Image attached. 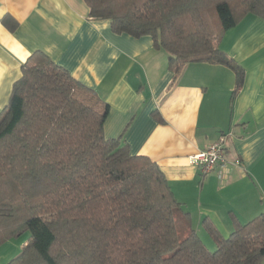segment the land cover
<instances>
[{
	"label": "trees",
	"instance_id": "1",
	"mask_svg": "<svg viewBox=\"0 0 264 264\" xmlns=\"http://www.w3.org/2000/svg\"><path fill=\"white\" fill-rule=\"evenodd\" d=\"M114 33L150 36L168 66L215 60L264 0H84ZM109 105L41 51L21 65L0 112V246L30 236L5 264H263L264 211L232 219L224 237L207 219L210 251L160 167L106 137Z\"/></svg>",
	"mask_w": 264,
	"mask_h": 264
},
{
	"label": "crops",
	"instance_id": "2",
	"mask_svg": "<svg viewBox=\"0 0 264 264\" xmlns=\"http://www.w3.org/2000/svg\"><path fill=\"white\" fill-rule=\"evenodd\" d=\"M219 47L238 70L215 60L171 69L150 36L114 33L108 19L89 17L84 0H0V112L21 65L43 52L109 105L105 136L160 167L211 247L203 219L227 237L233 218L245 223L264 211V20L246 15ZM221 137L223 177L202 173L189 157ZM19 239L0 246V264L20 251Z\"/></svg>",
	"mask_w": 264,
	"mask_h": 264
},
{
	"label": "built area",
	"instance_id": "3",
	"mask_svg": "<svg viewBox=\"0 0 264 264\" xmlns=\"http://www.w3.org/2000/svg\"><path fill=\"white\" fill-rule=\"evenodd\" d=\"M189 162L198 166L202 173L216 169L219 177H223L226 163L224 137L191 155ZM235 164L238 162L236 161Z\"/></svg>",
	"mask_w": 264,
	"mask_h": 264
},
{
	"label": "rangeland",
	"instance_id": "4",
	"mask_svg": "<svg viewBox=\"0 0 264 264\" xmlns=\"http://www.w3.org/2000/svg\"><path fill=\"white\" fill-rule=\"evenodd\" d=\"M29 236H30V233H29V232H26V233H24V234L20 237V239H19L18 241H19V242H21V241H26V242H27ZM209 239H210V238H209ZM209 241H210V243H212V246H211V247H208L209 245H207V244H209V243H207L206 240H205V241L202 240L203 244L206 246V248H207L208 250H210V251H214V250H215L214 242H213L211 239H210ZM263 264H264V259H263Z\"/></svg>",
	"mask_w": 264,
	"mask_h": 264
}]
</instances>
